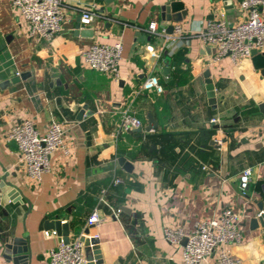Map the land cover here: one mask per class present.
<instances>
[{
    "label": "crops",
    "instance_id": "1",
    "mask_svg": "<svg viewBox=\"0 0 264 264\" xmlns=\"http://www.w3.org/2000/svg\"><path fill=\"white\" fill-rule=\"evenodd\" d=\"M174 1L187 14L167 22L181 28L167 45L162 7ZM241 1L65 0L63 27L47 41L29 34L12 0H0V264H49L62 237L48 223H69L71 242L85 235L95 208L102 222L88 236L100 240L104 264H186V237L170 244L163 230L189 235L225 209L240 216L241 233L227 253L264 264V226L252 223L264 211V114L254 99H264V73L251 57L215 61L200 37L212 19L245 20ZM80 8L100 17L83 26ZM258 12L264 19V7ZM153 21L158 34L148 31ZM116 42L123 48L118 78L85 66L82 51ZM151 75L162 93L142 88ZM125 112L141 120V130H119ZM25 119L40 134L52 121L65 128L64 147L39 181L7 137ZM245 169L252 176L243 194ZM102 188L110 206L98 202Z\"/></svg>",
    "mask_w": 264,
    "mask_h": 264
},
{
    "label": "built area",
    "instance_id": "2",
    "mask_svg": "<svg viewBox=\"0 0 264 264\" xmlns=\"http://www.w3.org/2000/svg\"><path fill=\"white\" fill-rule=\"evenodd\" d=\"M126 1V0H124ZM14 9L21 15L29 34L51 41L62 29L65 19V0H12ZM241 7L248 12V17L242 22L231 25L224 19H212L207 22L200 33L202 41L214 47L215 61L220 62L226 57L236 63L242 58H250L252 51L264 52V19L258 12L264 7V0H242ZM80 23L91 25L100 17L92 9H79ZM151 34H158V23L153 21L148 27ZM175 35L181 33L179 26L174 27ZM173 32V34H174ZM167 35L166 42L174 39L175 35ZM176 38V37H175ZM122 44H96L82 51L81 57L86 67L100 73L119 76V65L122 58ZM143 89L163 92V85L157 76H149L142 84ZM211 122H217L212 119ZM142 127V122L136 116L127 112L122 114L119 130L131 132ZM64 125L52 121L46 133L40 134L34 123L25 119L13 126L8 132V139L16 143L22 161L25 163L28 175L40 180L45 172L51 170L52 154L64 147ZM221 145V142L218 141ZM252 176L251 169H245L240 178V188L245 194ZM120 182L116 179L114 184ZM109 191L102 188L98 202L109 205ZM114 216L118 214L115 212ZM240 216L231 209H225L220 216L197 222L189 235H184L180 229L165 228L163 230L166 241L179 244L186 237L183 250V260L186 264H202L212 260L210 264H242L241 261L227 253L224 246L241 241L239 231ZM102 220L98 209L90 214L87 225L99 226ZM50 236V232H45ZM84 243L74 240L67 244L60 243L50 252L49 264H85Z\"/></svg>",
    "mask_w": 264,
    "mask_h": 264
},
{
    "label": "water",
    "instance_id": "3",
    "mask_svg": "<svg viewBox=\"0 0 264 264\" xmlns=\"http://www.w3.org/2000/svg\"><path fill=\"white\" fill-rule=\"evenodd\" d=\"M227 1V0H226ZM184 4L180 1H174V2H169L166 3L162 7L163 10V26H167V22H171L172 20L175 22H181L182 18L187 14V12L184 10ZM181 12V13H178ZM175 14V15H174ZM174 32V26L169 24L167 26L166 33L169 35H172ZM251 61L256 70H260L262 73H264V52L263 53H258L257 50H253L251 54ZM204 77H205V82H206V89H207V94L210 99V103L215 106L216 105V94H215V85L213 83V80L211 79V72L210 70H206L204 72ZM19 81L18 79H15L13 81ZM255 101L259 105V109L261 113L264 114V99L261 98L259 95L254 96ZM151 129H157L156 125L154 127H149L148 130ZM141 130V128H139ZM120 163L122 165H125V168H128L129 163H126L125 159H120ZM261 213L253 219L252 223L254 225H262L264 226V211L263 208L260 207ZM48 226L54 229L62 238L61 242L62 243H69L70 242V227L69 223H63L61 219H56L54 221H51L48 223ZM93 227V226H91ZM89 227L85 231V235L80 237V240L84 243V253H85V259L86 263L85 264H104L103 257H102V252L100 248V240L98 238L94 237H89ZM10 248V246L8 247ZM7 254L10 256L11 250L6 251ZM8 256V257H9ZM7 257V258H8ZM10 258V257H9Z\"/></svg>",
    "mask_w": 264,
    "mask_h": 264
},
{
    "label": "trees",
    "instance_id": "4",
    "mask_svg": "<svg viewBox=\"0 0 264 264\" xmlns=\"http://www.w3.org/2000/svg\"><path fill=\"white\" fill-rule=\"evenodd\" d=\"M178 57H179L180 61H182V59L180 58V56H178Z\"/></svg>",
    "mask_w": 264,
    "mask_h": 264
}]
</instances>
